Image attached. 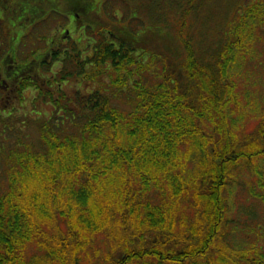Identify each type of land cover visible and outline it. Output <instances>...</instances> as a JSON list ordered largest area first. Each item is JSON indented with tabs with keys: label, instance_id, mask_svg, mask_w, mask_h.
<instances>
[{
	"label": "trees",
	"instance_id": "16d2710c",
	"mask_svg": "<svg viewBox=\"0 0 264 264\" xmlns=\"http://www.w3.org/2000/svg\"><path fill=\"white\" fill-rule=\"evenodd\" d=\"M44 1L0 0V264H264V0Z\"/></svg>",
	"mask_w": 264,
	"mask_h": 264
},
{
	"label": "flooded vegetation",
	"instance_id": "af4514ba",
	"mask_svg": "<svg viewBox=\"0 0 264 264\" xmlns=\"http://www.w3.org/2000/svg\"><path fill=\"white\" fill-rule=\"evenodd\" d=\"M44 3H46L50 7L54 8V11L58 10L57 12L60 13L59 14L60 19L58 22H56V25L54 26V30L59 31L60 34L64 37L66 35H71V32L73 31L72 30L73 15L75 17H79L80 16L79 13H77V11H75L73 13L72 7H70L69 11L60 10L58 8H62L61 5L59 4L58 6H56V4H53V0H46V1H44ZM52 8H50V9L52 10ZM48 15H49L48 12H46L45 16L41 18V21H44L46 19V16H48ZM27 20H30V22ZM31 20L32 19H29V18L25 19L23 17L22 20L17 19L15 24H10L8 19H7V21H5L4 19H0V40H1V37L6 39V40H13V39L16 40L25 34H30L31 30L36 25H39V23H40L39 20H35V18H33L32 21ZM25 21H27V23H25Z\"/></svg>",
	"mask_w": 264,
	"mask_h": 264
},
{
	"label": "rangeland",
	"instance_id": "374dc122",
	"mask_svg": "<svg viewBox=\"0 0 264 264\" xmlns=\"http://www.w3.org/2000/svg\"><path fill=\"white\" fill-rule=\"evenodd\" d=\"M117 11H118V13L120 12L119 10H117ZM105 21H106V19H105ZM76 28L73 29V33L72 34H73V36H74L75 39H78V35H77ZM152 36L153 37H148V38L146 37L147 38L146 39V44H147L146 47L147 48H149V47H158L159 44H160L159 42H157V39L154 38V37H158V35H152ZM85 42H86V40H84V39L83 40H73L71 42V44L72 43H75L76 45H78L80 48L83 49L84 46H85V44H86ZM89 52L90 51H87V49H86L83 54H85V53L89 54ZM260 69H261V71L258 72L257 74L256 73L253 74L252 71H248L246 69L243 70V72L241 73V76H242L241 77V80H242L243 83H245L246 88H248L249 86H253L254 87V90L250 89L251 91H249L251 96H252V94L256 95V94L262 93L263 90L262 91H259V92L256 91V88L260 89V85L258 86V84L262 83L261 85H263V89H264V65ZM251 80H252L253 84L249 85L248 83ZM254 83H256V84H254ZM67 86L70 87V83L67 84ZM237 89H239V88H237ZM252 91H254V92H252ZM23 94H24L25 97H30L32 95V93L29 90L25 91ZM254 97H256V99H257L260 96L258 95V96H254ZM25 102H26V104L29 103L27 99H26ZM22 111H24V110H22ZM253 120L254 119H249L247 121H244V123H243L242 128L240 129V131L245 130V129H250L253 126V123H252ZM233 176H235L237 178V180L244 179L247 176V172L244 171V170H241L238 174H235ZM243 194H244L243 187L240 188L239 186H237L236 188H234V190H233V196L235 198L236 197L237 198H241Z\"/></svg>",
	"mask_w": 264,
	"mask_h": 264
}]
</instances>
